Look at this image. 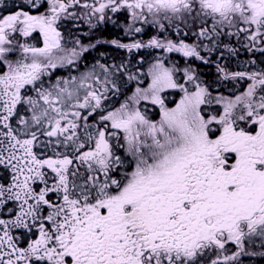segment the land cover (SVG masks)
Masks as SVG:
<instances>
[{
  "label": "snow or ice",
  "instance_id": "1",
  "mask_svg": "<svg viewBox=\"0 0 264 264\" xmlns=\"http://www.w3.org/2000/svg\"><path fill=\"white\" fill-rule=\"evenodd\" d=\"M257 53L264 0H0V264L264 258Z\"/></svg>",
  "mask_w": 264,
  "mask_h": 264
},
{
  "label": "flooded vegetation",
  "instance_id": "2",
  "mask_svg": "<svg viewBox=\"0 0 264 264\" xmlns=\"http://www.w3.org/2000/svg\"><path fill=\"white\" fill-rule=\"evenodd\" d=\"M13 3L18 4V3H20V0H5V4L9 7L12 6ZM79 24H81V22H67L64 25L63 30L66 33L69 31L73 32L74 35L80 36L84 40V42L87 43L88 37L83 35L85 33H88V31H89L88 28H86L87 25H85V27L82 28L81 25H79ZM77 28H78V30H77ZM103 31H104V38H106V39H112V38H116V37H119L121 39H126V37H124L122 30L119 28L113 27L111 24L104 26ZM146 38L147 37H145V39ZM142 51H147V50H142ZM99 52L106 53V58H108L109 60L113 57H119V56L125 55L123 50H116V49H114L113 46L105 44V45L98 46L97 50H92L89 54H87L89 56L88 63H91L92 57L98 56ZM171 55L173 57L179 58V54H171ZM243 58H244V55L241 54V59L243 60ZM234 64H235V61L233 62V65ZM146 67H147V65H145V68ZM200 71L202 73L203 72L207 73L208 77H210V78H212L213 74H215V68L212 67L211 65H200ZM55 73H68V69H57V70H55ZM256 250L260 251L258 245H257ZM243 260H244V264H264V258H262L260 256L245 257V258H243Z\"/></svg>",
  "mask_w": 264,
  "mask_h": 264
},
{
  "label": "rangeland",
  "instance_id": "3",
  "mask_svg": "<svg viewBox=\"0 0 264 264\" xmlns=\"http://www.w3.org/2000/svg\"><path fill=\"white\" fill-rule=\"evenodd\" d=\"M81 25V27H85L86 24H79ZM86 28H88V26H86ZM171 96H170V99L168 98V101L171 102L172 100H178L179 99V95L175 92V91H170L169 93ZM152 110V111H151ZM154 108H152L151 106H149V115L150 117L151 116H154V117H151L153 119H158L159 116H158V109H156L155 111H153Z\"/></svg>",
  "mask_w": 264,
  "mask_h": 264
}]
</instances>
